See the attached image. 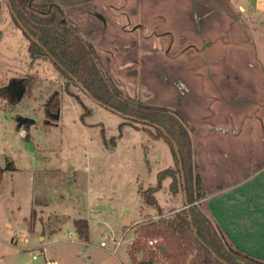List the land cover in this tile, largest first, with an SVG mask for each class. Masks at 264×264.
<instances>
[{
    "label": "rangeland",
    "instance_id": "374dc122",
    "mask_svg": "<svg viewBox=\"0 0 264 264\" xmlns=\"http://www.w3.org/2000/svg\"><path fill=\"white\" fill-rule=\"evenodd\" d=\"M251 4L240 11V27L250 30L256 61L264 70V0ZM28 44L6 1L0 0V169L8 162L14 165L0 180V264H145L147 248L135 261L127 248L134 226L156 216L157 209L143 202L138 187L156 186L160 170L175 168L168 143L151 137L154 127L146 131L141 123L97 103L67 81L51 59H32ZM227 63L220 62L224 76L233 66ZM243 76L245 93L264 98V80L250 72ZM26 77L31 78L30 92ZM160 86L161 96L175 91ZM121 93L154 103L149 89L134 90L135 97ZM51 102L58 103L56 109L50 110ZM18 117L25 123L19 125ZM168 184L169 178L155 192L164 216L183 205L181 189L174 197ZM74 218L87 221V241L78 237Z\"/></svg>",
    "mask_w": 264,
    "mask_h": 264
},
{
    "label": "crops",
    "instance_id": "0c3cea01",
    "mask_svg": "<svg viewBox=\"0 0 264 264\" xmlns=\"http://www.w3.org/2000/svg\"><path fill=\"white\" fill-rule=\"evenodd\" d=\"M52 1L121 92L149 89L153 105L184 115L205 212L235 245L264 258V98L242 87L245 72L264 80L250 30L240 27L251 0ZM223 59L233 65L225 76ZM160 84L174 93L161 96Z\"/></svg>",
    "mask_w": 264,
    "mask_h": 264
},
{
    "label": "trees",
    "instance_id": "16d2710c",
    "mask_svg": "<svg viewBox=\"0 0 264 264\" xmlns=\"http://www.w3.org/2000/svg\"><path fill=\"white\" fill-rule=\"evenodd\" d=\"M5 1L14 21L20 23L29 39L27 49L32 59H51L67 81L79 85L97 103L128 120L141 123L144 130L149 131L147 126L154 127V132L149 131L151 137L165 140L170 147L175 168L169 166L160 170L156 186L142 189L139 184L138 193L143 202L156 208L157 215L134 226L133 240L127 248L130 258L135 261L136 254L147 248V260L158 264H264V258L235 245L202 207L200 201L205 197V190L194 162L192 128L187 125L184 115L123 95L101 68L94 46L82 36L77 26L66 19L55 2ZM34 14H52V17L43 19ZM29 78L26 77V92L31 90ZM57 106V102H51L50 110ZM5 169L13 170V163L8 162L0 169V180ZM167 178L170 179V194L175 197L181 189L186 207L164 216L160 213L155 192ZM73 225L78 237L87 241V221L75 218ZM156 237L160 241L153 246L155 253L147 244ZM161 247L163 250L160 251Z\"/></svg>",
    "mask_w": 264,
    "mask_h": 264
},
{
    "label": "built area",
    "instance_id": "2783aa9c",
    "mask_svg": "<svg viewBox=\"0 0 264 264\" xmlns=\"http://www.w3.org/2000/svg\"><path fill=\"white\" fill-rule=\"evenodd\" d=\"M160 241V238H155V239H150V240H148V244H149V246H155L158 242ZM100 245L101 246H104L105 245V243L102 241L101 243H100ZM36 256L35 255H33V258H35ZM47 264H56V262L55 261H47Z\"/></svg>",
    "mask_w": 264,
    "mask_h": 264
},
{
    "label": "water",
    "instance_id": "95a60500",
    "mask_svg": "<svg viewBox=\"0 0 264 264\" xmlns=\"http://www.w3.org/2000/svg\"><path fill=\"white\" fill-rule=\"evenodd\" d=\"M18 25L21 26L19 22H18ZM86 93H87V92H86ZM87 94H88V93H87ZM56 116H57V115H56ZM18 123H19V125L25 123V119H24V118H19V117H18ZM99 207H102V206H101V205L97 206V208H99ZM161 250H163V247L160 248V251H161ZM145 264H158V263H155V262H153L151 259H148V260L145 261Z\"/></svg>",
    "mask_w": 264,
    "mask_h": 264
}]
</instances>
